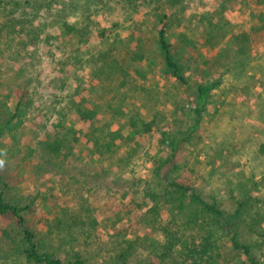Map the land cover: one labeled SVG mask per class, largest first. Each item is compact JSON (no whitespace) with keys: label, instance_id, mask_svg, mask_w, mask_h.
I'll return each instance as SVG.
<instances>
[{"label":"rangeland","instance_id":"1","mask_svg":"<svg viewBox=\"0 0 264 264\" xmlns=\"http://www.w3.org/2000/svg\"><path fill=\"white\" fill-rule=\"evenodd\" d=\"M162 14L187 83L163 63ZM201 84L209 100L198 117ZM77 89L98 110L97 136L119 135L111 151L85 146L91 129L70 115ZM70 128L80 135L71 144ZM162 131L180 139L170 181L216 199L227 215L251 203L237 218L239 238L257 243L264 264V0H0V191L31 205L35 241L48 240L41 250L85 264H191L182 249L203 231H185L186 244L163 257L149 214L147 193L167 185L150 168L171 154ZM56 137L58 154L46 145ZM195 219L207 229L203 212ZM219 235L215 264L247 262L227 231ZM27 247L12 215L0 214V264H29Z\"/></svg>","mask_w":264,"mask_h":264},{"label":"trees","instance_id":"2","mask_svg":"<svg viewBox=\"0 0 264 264\" xmlns=\"http://www.w3.org/2000/svg\"><path fill=\"white\" fill-rule=\"evenodd\" d=\"M71 31H74V29L69 28L68 32ZM157 35L159 48L164 57L163 63L167 71L177 81L187 83L183 67L180 65L175 52H173L172 44L167 37V15L165 14H162L160 19ZM179 57L180 55L178 58ZM110 68L115 69L116 67H114L112 63ZM196 92L195 113L200 117L209 100V86L203 84L198 85L196 87ZM69 106L72 121L75 123H84L91 129L87 139L83 140L85 146L93 153L101 154L105 150L111 151L113 142L118 140L117 138L119 135L116 131H113L114 133L111 135L110 139L107 140H105V137L97 136L93 122L97 117L98 110L87 103L85 95H83L79 89L71 96ZM119 112L121 113L122 111ZM14 117H16V115L10 118V122ZM129 124L132 130L136 132L138 126L136 119L131 117ZM141 125L145 127L148 126V123H142ZM69 132L72 134L68 142L69 144L78 139L80 140V135L78 138L76 130L70 128ZM161 141L171 147L170 157L166 160H160L157 166L150 168L154 174L155 181L159 184L167 182V185L166 188L163 187V193H147L151 201L147 202L149 205V214L153 215L154 221L159 225V229L164 236V242L160 243V247H158L162 249L160 254L163 257L168 256L175 250L177 245L186 244L188 239L184 238V232L188 231L191 233L192 230L197 229L203 231L198 245L192 248H184L182 249V253L191 260V264H202L205 262L207 264H215L217 258L221 255L219 249L222 244L220 243L221 239H219V234L227 231L232 249L239 251L246 257L247 262L241 261L240 264H260L253 251V249L257 247V243L250 244L242 242L239 238V230L236 223L238 220L237 218H239L242 213L248 212L245 210L252 208V206H250L251 203L248 204L249 202L247 201L241 202L233 215H227L226 212L219 207L216 199L208 201L194 186L178 180L170 181L168 179L167 170H171L172 158L178 149L180 139L176 138L175 135L171 136L167 131H162ZM46 145L53 153L58 154L63 147V139L56 137L53 142ZM69 151H72V147ZM165 165L167 169L164 175H162V168ZM161 203L163 205H169L170 208L165 211L162 209ZM191 207L195 208L198 212H203L207 216L209 219V222L207 221V229L203 227L202 224L197 223L195 219L197 211L185 215V213L189 211L186 210V208L190 209ZM29 209H31L30 204L21 205L16 202H10L6 200L4 192L0 191V214H11L16 227L22 232L28 245L24 250L26 262L29 264H85L84 259L79 254H74L73 258L67 261L61 257H57L52 252L41 250L48 245V240L43 239L41 242L35 241V235L32 230H30L25 214ZM173 210H175L176 213H173ZM184 216H186V218L183 219L184 225H180V219L184 218ZM137 242L138 240L135 239L128 246L132 247L134 244H137ZM196 247H199V249ZM153 249H157V246H153ZM120 257L121 260L126 263L125 256L121 254Z\"/></svg>","mask_w":264,"mask_h":264}]
</instances>
